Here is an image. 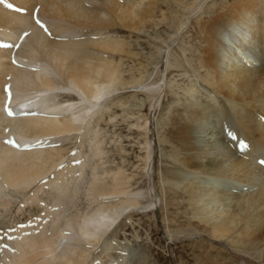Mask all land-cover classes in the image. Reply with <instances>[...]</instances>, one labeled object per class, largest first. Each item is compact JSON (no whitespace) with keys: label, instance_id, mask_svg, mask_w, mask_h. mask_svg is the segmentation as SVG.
Masks as SVG:
<instances>
[{"label":"bare ground","instance_id":"1","mask_svg":"<svg viewBox=\"0 0 264 264\" xmlns=\"http://www.w3.org/2000/svg\"><path fill=\"white\" fill-rule=\"evenodd\" d=\"M86 1L0 0V264H104L99 256L113 247L120 255L113 264H126L117 229L155 205L141 203L133 177L107 160L99 123L116 120L114 109L126 113L130 98L162 92L156 80L123 82V59L133 54L117 36L147 25L156 5L96 0L103 9L94 11ZM247 1L201 26L209 39L197 58L208 70L201 79L234 112L183 107L186 116L172 122L179 168L167 170V183L197 233L243 253L229 262L206 254L203 264H264V0ZM233 125L228 140L222 132ZM193 128L214 139L197 140ZM145 149L148 175L151 145ZM27 213L28 222L17 219Z\"/></svg>","mask_w":264,"mask_h":264},{"label":"rangeland","instance_id":"2","mask_svg":"<svg viewBox=\"0 0 264 264\" xmlns=\"http://www.w3.org/2000/svg\"><path fill=\"white\" fill-rule=\"evenodd\" d=\"M95 1L88 0L84 5L94 11L103 9ZM240 1L138 0V3L144 6L149 2L153 6L156 5L155 17L149 19L147 25L140 30H125L119 35L112 32V35L126 39L125 41L131 45L133 54L123 59V82H135L143 77V80L148 79L150 82L158 81V86L162 88L159 95L143 94L130 98V103L125 108L126 113L114 109L113 115L117 116L116 120L108 124L104 119L99 123L106 135L107 160L114 168L124 167L126 173L133 177V189L145 193L144 198L139 200L141 203L155 202L153 208L147 211L137 210L138 212L131 219H124L123 224L121 223L117 229L116 243H120L121 247L124 246L130 253V260L126 264H138L140 255L145 257L142 259L144 264H203L202 257L206 254L212 258H223L226 262L237 254H243L238 245L215 242L213 238L197 233L195 226L189 221L186 205L182 198L176 196L178 189L169 186L166 176L167 170L179 168V164H176L179 160L176 159V142L173 141L176 125L172 122L176 121L179 113L186 116L183 107L200 106L206 112L208 110L214 112L218 108L226 112H234V107L220 95L214 94L215 92L201 79L208 74V70L203 67V63L199 65L200 60L197 58L203 55L202 48L205 46L203 41L209 39V36L201 33V26L205 25L206 21L210 23L219 12L226 11L231 5ZM246 1L242 0V2ZM15 9L18 11V8ZM35 14L37 16L38 11ZM101 16L105 18V15L101 14ZM118 29L120 28H116ZM229 30L230 28L222 37V42L227 46L230 42ZM88 32L85 31L83 34ZM188 89L191 90L186 92ZM130 95H125V99L132 97ZM210 95L216 98L214 104L212 101L208 102ZM140 106L142 110L137 114ZM127 114L131 116L128 117ZM184 121H189V125H192L189 119ZM209 123L204 125L209 126ZM145 125L147 130L143 129ZM233 127L234 125L224 128V134L222 132L228 140L231 138V133L227 131H234ZM193 133L199 137L197 140L203 142L214 139L209 138L212 133L203 129L193 128ZM146 143L151 145L152 151V169L148 175L144 173ZM87 145L83 149L85 153L90 152ZM182 157L183 154L180 159ZM166 197H170L169 201L172 202L170 205H167ZM177 203H180L179 207L176 206ZM78 205L84 210L88 203L81 199ZM38 211L36 210L33 215H37ZM28 217L31 218V215L27 213L25 216L19 215L17 219L28 222L30 220ZM106 249L99 256L104 264H113L120 259L115 247ZM107 254L109 257L106 256ZM248 256L252 257V260L256 259L253 253Z\"/></svg>","mask_w":264,"mask_h":264},{"label":"snow or ice","instance_id":"3","mask_svg":"<svg viewBox=\"0 0 264 264\" xmlns=\"http://www.w3.org/2000/svg\"><path fill=\"white\" fill-rule=\"evenodd\" d=\"M11 6V5H10ZM37 23H39V21H37ZM25 35H27V33H25Z\"/></svg>","mask_w":264,"mask_h":264}]
</instances>
